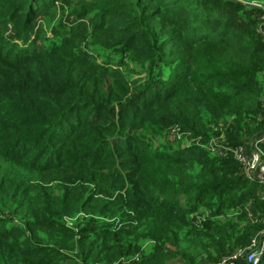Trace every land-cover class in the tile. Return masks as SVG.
I'll return each instance as SVG.
<instances>
[{
	"label": "trees",
	"instance_id": "obj_1",
	"mask_svg": "<svg viewBox=\"0 0 264 264\" xmlns=\"http://www.w3.org/2000/svg\"><path fill=\"white\" fill-rule=\"evenodd\" d=\"M253 3L0 0V264H251Z\"/></svg>",
	"mask_w": 264,
	"mask_h": 264
},
{
	"label": "built area",
	"instance_id": "obj_2",
	"mask_svg": "<svg viewBox=\"0 0 264 264\" xmlns=\"http://www.w3.org/2000/svg\"><path fill=\"white\" fill-rule=\"evenodd\" d=\"M263 10L261 15V23L259 31L264 37V3H253ZM264 111V102H263ZM179 137V135H177ZM264 140V133L260 137ZM234 158L242 166L244 175L251 180H255L261 187L264 188V150L258 146V142L254 141L248 144H239L233 149ZM264 254V231L258 236H255L250 245L239 251V255L246 257L251 264H257L261 256ZM236 255L231 256L234 258Z\"/></svg>",
	"mask_w": 264,
	"mask_h": 264
},
{
	"label": "rangeland",
	"instance_id": "obj_3",
	"mask_svg": "<svg viewBox=\"0 0 264 264\" xmlns=\"http://www.w3.org/2000/svg\"><path fill=\"white\" fill-rule=\"evenodd\" d=\"M60 13L56 12L55 14L50 15L47 17V19L43 20L41 23H39L45 30L46 32L49 31V27L52 24L56 23L58 19L60 18ZM49 34V33H48ZM218 142V141H216ZM172 264H179L178 262H172Z\"/></svg>",
	"mask_w": 264,
	"mask_h": 264
}]
</instances>
